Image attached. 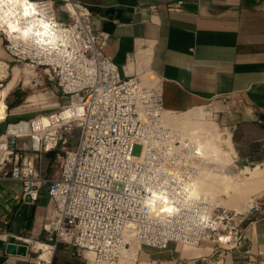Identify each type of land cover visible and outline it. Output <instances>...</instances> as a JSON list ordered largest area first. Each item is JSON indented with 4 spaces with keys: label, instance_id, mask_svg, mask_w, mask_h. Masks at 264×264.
I'll return each mask as SVG.
<instances>
[{
    "label": "built area",
    "instance_id": "1",
    "mask_svg": "<svg viewBox=\"0 0 264 264\" xmlns=\"http://www.w3.org/2000/svg\"><path fill=\"white\" fill-rule=\"evenodd\" d=\"M39 1L49 8L56 45L41 47L0 32L14 60L43 70L51 92L67 99L51 114L9 123L0 137V182H21L20 197L31 205L48 188L49 204L39 211L35 235H46L54 249L74 248L85 264H120L136 248L163 250L170 243L213 244L211 254L220 258L240 249V226L251 210L221 207L194 186L205 172H225L234 163L222 166L218 152L205 146L206 139L218 142L217 120L210 119L209 131L166 120L167 112H176L165 109L160 81L141 72L121 76L104 53L109 34L94 29L89 6ZM58 4L67 9V21H60ZM20 122L26 127L10 129ZM49 154L60 160L51 179L39 168ZM15 240L34 252V239Z\"/></svg>",
    "mask_w": 264,
    "mask_h": 264
},
{
    "label": "crops",
    "instance_id": "2",
    "mask_svg": "<svg viewBox=\"0 0 264 264\" xmlns=\"http://www.w3.org/2000/svg\"><path fill=\"white\" fill-rule=\"evenodd\" d=\"M80 1L91 8L94 29L109 34L104 53L122 77L141 72L157 78L168 111L185 112L217 102L222 122L235 140L236 161L244 167L264 166V0ZM57 10L60 21H67V9L58 4ZM4 44L0 35V60L10 61ZM16 69L20 74L10 91L29 73L15 67L7 87ZM51 93L33 95L25 106L49 102L54 98ZM21 118L5 110L0 115V137L6 134L7 123ZM21 193V182H0V264H31L30 248L27 261V256L9 254L8 246L16 242L15 236L39 238L35 230L40 209L49 204L48 188L42 189L36 205L24 202ZM257 203L242 225L243 246L230 251L224 264L264 261V197ZM58 248L53 264H85L74 248ZM204 249L176 243L163 250L143 246L136 264H217Z\"/></svg>",
    "mask_w": 264,
    "mask_h": 264
},
{
    "label": "bare ground",
    "instance_id": "3",
    "mask_svg": "<svg viewBox=\"0 0 264 264\" xmlns=\"http://www.w3.org/2000/svg\"><path fill=\"white\" fill-rule=\"evenodd\" d=\"M15 3L16 7L13 9L15 12L14 16H9L8 23L4 22V13L8 10V8L5 7V3ZM26 6H30L28 8L29 15L24 16V10ZM50 13L49 8L45 7L44 4H42L40 1H34V0H0V27L3 28V31L7 33L12 39L17 40H25V41H32L33 44L37 43L38 45H41V47H48L53 46L58 43V37L57 32L55 31V28L50 23ZM9 24L15 25L17 31H14L12 28L9 27ZM45 25L47 28H45ZM1 28V29H2ZM31 29V31L28 33L27 36L24 35L25 30ZM47 33V34H45ZM20 71L18 69L15 70V77L10 82L7 89L1 94L0 98H4L7 94V91L13 86L15 79L19 76ZM3 99V100H4ZM47 99V98H45ZM47 102H44L46 104ZM201 108H195L192 110H188L185 112H167L165 114V119L169 122L177 125L182 126L185 128V126L188 125V129L192 128L193 126H197V128H203L204 130H210L212 123L210 119L206 121L205 119H202L201 122L197 120L199 117H204V113L201 111ZM6 110L5 102H0V115L4 114ZM25 122L17 123L13 126V130L18 128H24L26 127ZM10 126V129L11 127ZM216 127V124H215ZM187 129V128H185ZM218 142L214 144L210 139H206L207 144L205 145L208 150H212L213 152H218V158H224L228 152L225 148H222L226 145L228 147L231 146V142L229 138L225 136V134H222L218 129ZM217 145V146H216ZM230 149V147H228ZM231 155V154H230ZM245 175V179L242 182L241 189L239 191H234L232 186H229V179L232 177H223L225 180L223 182H220V179L218 177L219 174H214L210 171L205 172L203 174V178L195 183L196 191L202 195L209 198H216L218 200L215 201V204H218L219 206H225L226 199L222 198L223 196H226L228 199L234 200V201H242V204L244 202L243 208L240 209L242 212L247 211L249 208L253 207L254 205V196L257 194H260L264 192V167L263 166H257L248 173H243ZM242 175V174H241ZM224 176V175H223ZM243 178V177H242ZM234 179V178H232ZM234 181V180H233ZM236 181V180H235ZM217 183V184H216ZM235 183V182H234ZM241 184V183H240ZM239 209H235L237 212H241ZM36 250L39 251L40 254L38 260L39 264H51L54 252L53 246L37 243L35 244ZM46 249H51V251H46L45 253H42V251ZM138 248L134 250L132 253H130L125 259H123L122 262L128 261L126 264H136V258L138 254ZM212 248H206L204 249V253H209L208 251ZM211 253V252H210Z\"/></svg>",
    "mask_w": 264,
    "mask_h": 264
},
{
    "label": "rangeland",
    "instance_id": "4",
    "mask_svg": "<svg viewBox=\"0 0 264 264\" xmlns=\"http://www.w3.org/2000/svg\"><path fill=\"white\" fill-rule=\"evenodd\" d=\"M1 28L2 27H0V32L3 30V28L2 29ZM6 43H7V41H6ZM9 59H10V61L0 60V63H2L0 65V92L4 91V89L7 87V84L9 83L11 78L13 77V70L15 67H20L22 70L28 69L29 73L28 74L24 73L23 77L17 83L16 87L14 89H12L11 91L9 90L10 93H8L6 95L5 102L7 105L6 111L8 114L21 115V117H23L24 120L31 119V118H34L35 116H37L41 113L51 114V113L57 111V109H55L56 106L62 104V102L67 101V99L57 98L55 96V94L52 92L54 95V98L52 100H50L49 102H47L46 104L35 105V106H25V102L27 101V99L29 97H31L33 95H38L40 93H45L47 91H51V89H54L52 86L51 78L45 77V79H43V77H42V74H44L43 70L37 69L36 67H32V66H30V67H27L24 65L22 66V65L18 64L14 59H12L10 54H9ZM29 64L33 65L32 63H29ZM5 75H6V77H5ZM43 82H44V84H43ZM19 107H21V108L18 109ZM201 111L205 115L203 118H202V116L199 117V119L197 118V120L200 122L202 119H206V121H208L209 119H212L213 121L217 120V122L219 124V126H218L219 131L222 134H225V136L227 138H229V140L232 144L231 146L230 145L228 146V147H230V149H228L229 151H227V152H229L228 155H226L224 158H222V157L218 158V160H220V163L223 164L222 166H226V167H228V165L232 164L233 162L234 163L228 169H226L225 172H217V174H219L218 177L220 179V182L221 181L223 182V180H225L223 177H226L229 174L227 177L234 178V179H232V178L229 179V182H228L229 186H232L234 191H236V190L239 191L241 189L240 187H243L242 182L245 179V175H246L243 173H246V172L248 173L249 171L254 169L255 166L244 167L241 164V162L236 161L238 159L237 158L238 155L236 153L235 140L233 139V135H232L230 129H228V127L225 124H223V122H222V118H221L222 109L217 104V102L210 104L208 107L202 108ZM185 128L188 129L189 128L188 125L185 126ZM222 148H225L223 146V144H222ZM139 151H140V149L136 148L135 155H138ZM59 161L60 160L58 159L57 154L56 155L55 154H49L46 157H44L43 161L39 162V168L42 171V173L48 179H51L56 174V172L59 170V166H60ZM263 197H264V192L255 195L254 196V205H253V207L249 208L248 210H251L250 212H252L253 211L252 208L256 207L258 204L257 202H259ZM222 198L226 199V203H225V206L223 205L221 207L229 208L231 210H234V212H235V209L240 210L243 208L244 202L242 204V201H234V200L228 199L226 196H223ZM216 201L218 202L217 199H216ZM240 211L242 212V210H240ZM240 230L242 231V226H240ZM34 240L37 243H42V244L54 246L53 243H50L47 240V237L44 234L39 236L38 239H34ZM58 247L55 248L54 250H52L54 252V255H53V259H52L51 264H53L55 254H56L57 250L59 249ZM181 247H183V246H181ZM213 247H214L213 244H208L207 246H204L203 248H213ZM184 248L189 249V247H184ZM46 251H51V249H46V250L42 251V253H45ZM38 252L39 251L35 250V245H34L33 257L30 261L31 264H39L38 258L40 256V254ZM139 252L137 254L138 260H139ZM208 252L210 253L212 251L209 250ZM228 253L229 252H227L226 254L228 255ZM226 254H225V256L223 255L221 258L218 256V254H214V255L211 254V255H212V258H214V260L217 261V264H224V260L226 259V256H227ZM80 258H82V257L80 256ZM125 262L127 263L128 261L126 260ZM125 262H122L121 264H126ZM242 264H264V261L251 260V261L244 262Z\"/></svg>",
    "mask_w": 264,
    "mask_h": 264
},
{
    "label": "clouds",
    "instance_id": "5",
    "mask_svg": "<svg viewBox=\"0 0 264 264\" xmlns=\"http://www.w3.org/2000/svg\"><path fill=\"white\" fill-rule=\"evenodd\" d=\"M5 7L8 8V10L4 13V22L5 23H8V19L7 18L9 16H14L15 15V12L13 11V9H15L16 4L15 3L6 2L5 3ZM29 7L30 6H26L25 7V10H24V13H23L24 16H28L29 15V11H28V8ZM9 27L12 28L14 31H17L18 30V29H16L15 25H13V24H9ZM45 28H47L46 25H45ZM30 31H31L30 28L27 29V30H25L24 35L27 36ZM45 34H47V33H45Z\"/></svg>",
    "mask_w": 264,
    "mask_h": 264
},
{
    "label": "water",
    "instance_id": "6",
    "mask_svg": "<svg viewBox=\"0 0 264 264\" xmlns=\"http://www.w3.org/2000/svg\"><path fill=\"white\" fill-rule=\"evenodd\" d=\"M28 246L25 245H16L14 243H11L8 246V253L9 254H16L19 256H27L28 255Z\"/></svg>",
    "mask_w": 264,
    "mask_h": 264
},
{
    "label": "trees",
    "instance_id": "7",
    "mask_svg": "<svg viewBox=\"0 0 264 264\" xmlns=\"http://www.w3.org/2000/svg\"><path fill=\"white\" fill-rule=\"evenodd\" d=\"M22 119H23V118H22ZM18 121H19V120H18ZM9 123H11V122H9ZM9 123H8V124H9Z\"/></svg>",
    "mask_w": 264,
    "mask_h": 264
}]
</instances>
